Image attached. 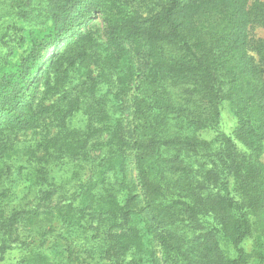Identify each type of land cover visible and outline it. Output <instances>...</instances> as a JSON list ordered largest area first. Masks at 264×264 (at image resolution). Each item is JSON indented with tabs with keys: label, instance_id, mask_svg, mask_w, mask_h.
<instances>
[{
	"label": "trees",
	"instance_id": "16d2710c",
	"mask_svg": "<svg viewBox=\"0 0 264 264\" xmlns=\"http://www.w3.org/2000/svg\"><path fill=\"white\" fill-rule=\"evenodd\" d=\"M22 11L28 18L33 11L45 14L55 28L45 52L27 68L25 84L19 85L20 78L18 85L0 90L2 155H10L2 141L5 131L41 126L32 102L35 95L21 112L15 107L28 84L43 77L45 96L58 93L44 111L56 117L60 128L52 133L43 127L39 148L52 149L57 158L86 159L103 146L108 151L99 162L89 163L94 171L90 178L80 179L71 195L63 194L52 222L32 229L36 234L18 264H72L81 259L82 253L74 256L73 248L80 239L105 243L106 254L118 249L123 264H149L151 257H160L163 264H246L249 257L263 263L264 38L253 39L250 30L255 23L264 26V2L170 0L145 21L134 16L125 0H42ZM97 13L104 22V40L76 31ZM113 74L116 89L110 83L100 90L104 80L112 82ZM131 91L132 129L113 128L120 120L110 114L109 94L126 97ZM193 94L201 99L189 107ZM219 96L231 101L238 117L234 135L221 151L196 135L213 112L206 103L213 104ZM80 109L91 121L85 129L69 127L68 119ZM98 132H106V138L91 141ZM236 140L249 150H239ZM131 162L138 194L122 199L118 188L94 191L108 171L127 177ZM230 175L235 193L226 198L219 187ZM213 188L216 191L209 192ZM54 193L45 191L43 199ZM21 212L14 213L12 222L36 223L37 210ZM203 221L215 229L201 232ZM85 234L88 238H82ZM54 235L49 247L53 255L39 247ZM248 235L254 236L249 254L232 257L219 246L224 240L239 248ZM86 262L85 257L80 264Z\"/></svg>",
	"mask_w": 264,
	"mask_h": 264
},
{
	"label": "rangeland",
	"instance_id": "374dc122",
	"mask_svg": "<svg viewBox=\"0 0 264 264\" xmlns=\"http://www.w3.org/2000/svg\"><path fill=\"white\" fill-rule=\"evenodd\" d=\"M40 1L42 0H26L29 5L24 8L14 0H0V90L3 85L8 87L16 85V79L20 78L23 79L19 85L25 84L24 77L27 68L33 66L35 59L45 52L46 49L44 47L51 42L50 37L54 33L55 28L52 18H47L43 13L37 15L38 11H33L29 18L23 15L22 10L29 9V6L30 8L34 5L38 6ZM125 1H127L134 16L141 21H145L150 19L170 0ZM260 1L264 2V0ZM80 30L89 31L98 40L105 39L104 22L100 13L90 17L87 21H83L76 28V31ZM250 36L253 39L264 38V26L258 23L253 24ZM252 53L254 54L255 52ZM91 66L94 67L93 64ZM40 69L37 71V75ZM113 79L114 74L112 75V82L104 80L99 85L100 90L101 87H105V90H107L111 86L110 83L116 89ZM262 81L264 82V75L262 76ZM43 82H47L46 77H43L40 83H36V80L33 79L28 84L26 91L21 94L19 104L15 107L17 108L16 111L21 112L25 102L32 101V97L35 95L32 102L34 111L37 110L36 116L39 118L41 126L21 131L16 129L7 130L2 136L3 143L7 142L5 144L6 153L10 155L8 157L5 154L2 155L1 152H3L4 148L0 146V264L20 263L19 260L27 252L32 236L36 234L32 229H37L38 225L52 222V213L60 205V202H63V194L71 195L77 189L80 179L90 178L94 171L90 169L89 163L99 162V156L105 155L108 151V146H103L92 150L86 159L57 158V154L52 153V149L46 152L43 146L39 148L38 144L42 138L43 127L44 132L45 129L50 128L52 133L60 128L57 126L56 117L44 111L57 98L58 93H48L45 96ZM75 83H77L76 79L72 81V84ZM76 86V90H79L80 86ZM113 87L112 90H114ZM132 94L133 91L126 97L119 96L117 98L109 94L111 97L108 105L110 114L116 120H120V124L118 126L113 125V128H126L127 131L132 129ZM200 99L201 95L193 94L189 107L192 106L194 101H199ZM206 104V109H212L213 112L207 126L198 129L196 135L200 139L213 141L212 148L221 151L227 146V138L234 135L238 117L234 106L226 97L219 96L213 104L209 101ZM89 121H91V119L89 120V114L80 109L68 119L67 125L71 128L85 129ZM92 123L94 125L96 122L92 121ZM106 136V132H98L92 137L91 141L103 140ZM236 142L239 150H249L245 143L240 140H236ZM40 158L43 159L41 160ZM202 159H205V157ZM126 174L127 177H123L122 173L108 171L103 175V181L95 184L94 191H102L103 188H113L114 190L118 188L120 191H117V195L122 199L138 194L136 187H134L137 182L136 170L132 162L128 164ZM226 178L225 185H221L219 188L222 189L221 192L226 198H231L235 193V179L233 175ZM208 181V179H205L204 186H208V183L206 184ZM55 182H57V185ZM51 190H55L54 195L50 199L44 200L43 193ZM206 191L207 189H202V193ZM212 191H216V189L209 190V192ZM27 210L32 212L37 210L36 223L30 222L29 219H23L19 223L15 222L16 220L12 222L15 212ZM203 224L201 232L207 233L211 228L212 230L215 229L207 221H203ZM215 225L219 226L220 224L216 223ZM115 231L119 233L120 229ZM31 233L33 234L30 235ZM216 234H221V232L216 231ZM105 235L109 236V233L105 232ZM82 238H88V235L85 234ZM55 239V235L51 236L45 246L39 248L46 253L51 252L53 254L49 247L54 243ZM36 240L39 241V239ZM74 245H76L73 246L74 256L82 254L81 259L73 261L72 264H80L85 260V257L87 258L86 264H123V258L118 254V249L106 254L104 252L105 243L97 239H80ZM152 245L154 250L160 248L156 241ZM219 246L226 255L232 257H236L240 252L249 254L254 248V236H246L239 248L228 245L224 240H220ZM132 255V252H130L125 258L129 260ZM136 258H138V254ZM152 259L151 257L149 264H163L160 257L157 260L152 261ZM65 261L66 259L63 260V262ZM246 264H264V262L261 263L249 257Z\"/></svg>",
	"mask_w": 264,
	"mask_h": 264
}]
</instances>
